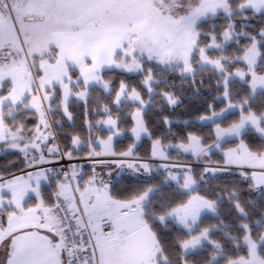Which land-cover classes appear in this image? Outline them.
<instances>
[{
    "label": "snow or ice",
    "instance_id": "6c2138e0",
    "mask_svg": "<svg viewBox=\"0 0 264 264\" xmlns=\"http://www.w3.org/2000/svg\"><path fill=\"white\" fill-rule=\"evenodd\" d=\"M0 151V264H264V0H0Z\"/></svg>",
    "mask_w": 264,
    "mask_h": 264
},
{
    "label": "trees",
    "instance_id": "16d2710c",
    "mask_svg": "<svg viewBox=\"0 0 264 264\" xmlns=\"http://www.w3.org/2000/svg\"><path fill=\"white\" fill-rule=\"evenodd\" d=\"M169 79H172V74L169 75ZM179 83V81H177ZM190 91L185 92L183 103L174 108V109H168L165 108L164 114L169 115L170 119L173 121L171 125V132L176 135L182 136L186 131L194 130L201 134H207L210 132V128L206 125H201L199 123L194 122L195 117L203 111L204 105L201 103L199 99H187V97L190 95ZM205 95H207V89H201ZM210 99V97H209ZM157 103H159V100H157ZM90 112H89V118L95 122V120L99 119L100 117L95 116L92 114L91 109H94L96 107L95 103H90ZM71 110L74 114V123L70 124L66 117L56 116L55 119L61 120L63 123L64 132L60 135V143L61 147L68 146L71 147L70 141L66 139V133L68 132H77L81 135L82 139H86L88 136L87 129L84 124L85 120V114H84V107L82 103L73 104ZM157 110H153L152 114L150 115V123H151V130L155 133L157 136L166 137L169 140L174 139L173 136L168 135L169 128L168 126L164 125L162 121V117L158 116L156 114ZM183 120H189L193 123L190 127H185L183 123H179L178 121ZM33 121L30 120L29 124L31 125ZM130 141L126 138H123V140L117 142V148L123 149L127 146V144ZM231 146V145H226ZM150 149V141L148 139H144L141 143V145L138 147V151L141 156H144ZM19 155V154H18ZM17 154H10L6 158L0 159V169L3 171L5 168H10L11 171L16 172L17 174L24 169V162L23 157L21 155L18 156ZM171 155L173 157V160H178L182 162H193L190 157L185 156L183 154H179L176 151H172ZM82 157V156H81ZM214 160H222V157L220 155H213L212 157ZM88 168V167H87ZM83 169H85L83 167ZM235 178V177H234Z\"/></svg>",
    "mask_w": 264,
    "mask_h": 264
},
{
    "label": "built area",
    "instance_id": "2783aa9c",
    "mask_svg": "<svg viewBox=\"0 0 264 264\" xmlns=\"http://www.w3.org/2000/svg\"><path fill=\"white\" fill-rule=\"evenodd\" d=\"M76 164V165H82L84 168L92 166V162L89 160L84 159L83 157H79L77 159H74L72 161H69L67 159L60 160L54 164L45 165V167H54L57 169H68L69 165ZM19 174V173H18Z\"/></svg>",
    "mask_w": 264,
    "mask_h": 264
},
{
    "label": "rangeland",
    "instance_id": "374dc122",
    "mask_svg": "<svg viewBox=\"0 0 264 264\" xmlns=\"http://www.w3.org/2000/svg\"><path fill=\"white\" fill-rule=\"evenodd\" d=\"M58 116H59V115H58ZM29 122H30V121H29ZM69 123H70V124H73V123H74V120H73V121H69ZM123 138H124V137L118 138L117 142L123 140ZM144 139H147V137H145ZM144 139H143V140H144ZM143 140H142V141H143ZM141 143H142V142H141ZM140 145H141V144H140ZM140 145H139V146H140ZM139 146H138V147H139ZM10 154H16V153H9V154H6V153H4L3 151H0V159L8 157ZM17 155H18V154H17ZM19 155H20V154H19ZM19 155H18V156H19ZM214 155H220V156L222 157V155H221L220 153H216V154H214ZM185 156H186V155H185ZM188 157H190V156H188ZM190 158H191V157H190ZM212 159H213V158H212ZM213 160H214V159H213ZM173 161L175 162V161H178V160H173ZM178 162H182V161H178ZM155 163H159V161H155ZM182 163H192V162H182ZM91 169H92V166H89L88 168L86 167V168L83 169V170H84L85 173L90 174V173H91ZM0 171H1V169H0ZM97 171H101V169L98 168Z\"/></svg>",
    "mask_w": 264,
    "mask_h": 264
},
{
    "label": "crops",
    "instance_id": "0c3cea01",
    "mask_svg": "<svg viewBox=\"0 0 264 264\" xmlns=\"http://www.w3.org/2000/svg\"><path fill=\"white\" fill-rule=\"evenodd\" d=\"M0 256H2V253H0Z\"/></svg>",
    "mask_w": 264,
    "mask_h": 264
}]
</instances>
